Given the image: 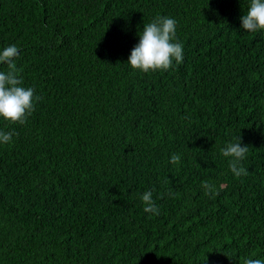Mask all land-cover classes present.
<instances>
[{
  "label": "trees",
  "instance_id": "16d2710c",
  "mask_svg": "<svg viewBox=\"0 0 264 264\" xmlns=\"http://www.w3.org/2000/svg\"><path fill=\"white\" fill-rule=\"evenodd\" d=\"M248 3L0 0V48L18 46L36 97L24 123L0 120L14 133L0 146V264L264 257V32L241 29ZM157 16L176 19L184 60L132 70ZM239 137L247 174L235 178L221 150ZM147 190L159 216L143 212Z\"/></svg>",
  "mask_w": 264,
  "mask_h": 264
},
{
  "label": "clouds",
  "instance_id": "9594fccd",
  "mask_svg": "<svg viewBox=\"0 0 264 264\" xmlns=\"http://www.w3.org/2000/svg\"><path fill=\"white\" fill-rule=\"evenodd\" d=\"M241 29L245 32H264V0H249L247 10L240 18ZM177 21L167 16H157L143 26L138 34V43L132 48L127 59L130 69L142 73L167 71L173 64L184 60V46L176 42ZM20 49L16 44L0 48V65H8V70H0V120L9 123H24L34 110L36 97L34 88L24 86L23 77L16 68V57ZM14 133L0 130V146L10 144ZM249 147L237 142L228 143L222 148L229 171L235 178L247 174L242 162L247 158ZM180 156L173 154L170 163H176ZM201 189L205 196L218 194L216 185L203 181ZM174 195V193H169ZM143 212L151 216L160 215V207L153 198V190L140 196ZM244 264H264V257L244 259Z\"/></svg>",
  "mask_w": 264,
  "mask_h": 264
}]
</instances>
